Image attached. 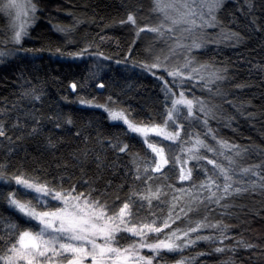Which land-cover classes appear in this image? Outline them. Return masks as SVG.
I'll use <instances>...</instances> for the list:
<instances>
[{
	"label": "snow or ice",
	"instance_id": "1",
	"mask_svg": "<svg viewBox=\"0 0 264 264\" xmlns=\"http://www.w3.org/2000/svg\"><path fill=\"white\" fill-rule=\"evenodd\" d=\"M246 2L251 10L254 7L251 0ZM153 5V11L163 16L154 26L140 27L137 10L128 11L126 19H121V24L131 25L135 30V39L124 60L117 59L116 63H127L141 33H153L168 44L167 54H162L163 50L156 51L150 44L145 48L144 59L133 61V67H140L160 82L162 110L146 121H137L128 109L115 106L117 100L111 95L104 103H97L95 97L79 98L83 106L102 109L113 126L122 123L126 128L125 135L134 134L130 139L139 137L144 146L143 155L131 153L130 144L120 135L106 139H100L98 135L100 151L94 152L87 148L89 137L77 129L73 136L82 139L85 148L74 154V158L79 160L83 156L87 160L90 154H94L101 172L106 167L111 168L121 180L113 185L109 179L103 190L92 187L95 181H85L89 184L87 192L78 191V184L65 188L63 182L55 184L21 172L9 173L7 165L0 164V201L5 202L14 214H19L16 221L11 217L7 220L0 217L5 233L0 235V264H157L165 252H182L202 240L216 243L215 233L219 234L220 244L231 239L228 235L230 227L222 221L213 223L208 216L193 219V214L201 206L207 209L214 203L227 210V200L257 189L264 191V161L240 166L239 160L247 150L219 138L209 123L211 119L219 118L221 106L213 103L211 98L190 95L188 90V85L200 87L211 97H220L231 103L221 88V84L228 80L227 68L201 62L195 54V50L211 43H239L242 40L238 33L226 31L220 25L217 12L223 7L224 0H153ZM12 10L16 11L19 23H14L10 34L0 40V45H4L0 47V63L20 50L22 40L39 11L36 0H27L24 5L17 0H0V12L11 14ZM217 27L221 31L215 36L208 33V29ZM70 30L57 27L60 32ZM9 44L11 48L7 47ZM85 53H88L87 47L72 55L76 57ZM95 55L104 60L111 59L103 53ZM95 78L96 73H91L89 79ZM87 86L88 80L84 84L73 82L70 85L73 92ZM97 87L103 89L105 86L101 83ZM42 95L43 89L38 90L35 86L23 93L31 98L33 105L41 101ZM12 110H17L16 104L11 110L6 106L0 108V138L9 144L14 143L7 123ZM30 116L34 123L27 136L32 137L41 132L43 117H38L34 111ZM231 119L228 118L229 124ZM48 120L56 128L73 125L71 117L64 118L63 123L59 115L50 116ZM197 125L205 131H190ZM25 127L26 123L17 115L11 128ZM67 130L72 133L71 128ZM208 137L215 144L208 143ZM16 139L22 140L24 136ZM48 146L56 147L51 137ZM107 150L116 154L110 165H105V158L101 155ZM206 153H211V158ZM121 154L130 157V166H121ZM219 157H223L227 164ZM202 161L212 165V169L209 170ZM121 167L124 169L122 174ZM198 169L203 171L204 178L197 184ZM238 176L256 179L242 182ZM172 180H178L179 185L169 182ZM184 182L189 187H184ZM125 187L127 192H124ZM205 229H212L214 233L202 235ZM129 237L134 238L132 242L127 247L122 246L120 241ZM237 244L250 250L256 247L243 240ZM143 249H148L151 254L143 253ZM226 250L225 247L215 248L217 253ZM176 264H192V261L181 259Z\"/></svg>",
	"mask_w": 264,
	"mask_h": 264
},
{
	"label": "trees",
	"instance_id": "2",
	"mask_svg": "<svg viewBox=\"0 0 264 264\" xmlns=\"http://www.w3.org/2000/svg\"><path fill=\"white\" fill-rule=\"evenodd\" d=\"M36 2L39 9L37 18L28 28L22 47L13 55L3 58L0 63V108L6 106L11 110L14 104L17 105V110H12L7 120L9 135L14 143L9 144L7 140L0 138L3 140L0 143V164H6L9 173L21 172L55 184L63 182L65 188L70 184H78L80 192L89 190V184L85 183L89 180L95 181L92 187L100 190L104 189L109 179L113 185L119 184L120 176L114 175L111 168L106 167L102 172L97 168L94 154H90L87 160L83 156L79 160L74 158V154L85 148V144L82 139L74 138L73 133L79 129L88 136L87 148L94 152L100 151L98 135L100 139L120 135L130 144L131 153L141 155L144 150L142 141L139 137L130 139L134 134L125 135L126 128L123 125L113 126L102 109L83 106L79 103V98L95 97L97 103H104L111 95L117 100L115 106L128 109L137 121H146L161 111L163 95L160 92V82L140 67H133V61L143 60L145 48L150 44L156 51L163 50L162 54H167L168 44L155 34L144 32L134 45L127 63L117 64L116 60H124L135 39L132 26L120 23L121 19H126L128 11L137 10L140 27L154 26L161 22L163 16L153 11V0ZM251 3L254 7L250 10L246 0H224L223 7L217 12L224 30L238 33L242 37L239 43H211L203 49L195 50L201 62H212L227 68L228 80L221 84V88L227 93V101L231 103L220 97H211L200 87L188 85L190 95L211 98L213 103L221 106L219 118L211 119L210 126L219 138L247 150L239 160L242 167L264 161V0H251ZM12 26L0 12V40L10 34ZM57 27L71 30L67 33L60 32ZM207 31L215 36L221 28ZM177 34L179 35V29ZM7 47L11 48L12 45ZM86 47L88 53L76 57L72 55ZM97 52L111 59L104 60L102 56L95 55ZM91 73H96L95 79H89ZM86 80L87 87L73 92L70 87L73 82L84 84ZM101 83L105 86L103 89L97 87ZM33 86L38 90L43 89L41 101L34 105L30 97L23 96ZM33 111L38 117H43L42 130L38 135L29 137L27 132L34 123L30 116ZM249 113L254 115L249 116ZM17 115L21 116L27 127L11 128ZM57 115L61 117V123L64 118L71 117L73 125L65 124L63 128H56L48 117ZM229 117L232 118L230 124ZM68 128L72 129V133ZM190 131L203 133L205 130L197 125ZM21 135L24 139L17 140L16 137ZM49 137L56 142L55 148L48 146ZM207 142L215 144L211 137H208ZM101 155L105 158V165H110L116 159V154L110 150ZM206 155L209 158L212 156L211 153ZM219 159L227 164L223 157ZM129 160L128 155L121 154L119 163L123 166L129 164ZM201 163L209 170L212 169V165H207L206 161ZM123 170L121 167V174ZM178 171L179 169L177 174ZM196 177L198 184L204 178L203 171L198 169ZM238 178L242 182L256 179ZM169 182L177 185L180 183L178 180ZM184 187H189L187 182H184ZM127 191L125 187L124 192ZM226 203L229 205L227 210L214 203L209 204L207 209L201 206L193 214V219L208 216L213 223L222 221L230 227V240L220 244L219 234L215 233L216 243L202 240L182 252H165L157 260V264H176L181 259L191 260L192 264H264V191L257 189L255 192L244 193ZM18 215L9 210L5 202L0 201V217L5 220L11 217L16 221ZM166 215L167 209L164 210V216ZM3 228L4 225L0 224V235L5 234ZM212 233L214 230L205 229L202 235ZM240 240L256 247L247 249L237 244ZM216 247H225L227 250L217 253Z\"/></svg>",
	"mask_w": 264,
	"mask_h": 264
},
{
	"label": "rangeland",
	"instance_id": "3",
	"mask_svg": "<svg viewBox=\"0 0 264 264\" xmlns=\"http://www.w3.org/2000/svg\"><path fill=\"white\" fill-rule=\"evenodd\" d=\"M17 2L20 3L21 5H24V4L27 3V0H17ZM1 13L5 16V18L8 19V21H9L12 25H13L14 23H16V24L18 25L19 21L16 20V11H15V10H12L11 14H6V13H3V12H1ZM120 124L122 125V123H120ZM124 127H125V126H124ZM124 235L127 236L128 234L125 233ZM133 239H134V238L129 237V239H127V240H121V245L124 246V247H127L128 244H130V243L132 242ZM142 252H143V253H146V254H149V255L151 254V253H149L148 249H143Z\"/></svg>",
	"mask_w": 264,
	"mask_h": 264
}]
</instances>
